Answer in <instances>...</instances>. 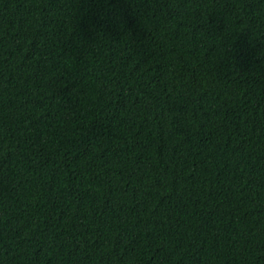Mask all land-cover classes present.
<instances>
[{
  "label": "trees",
  "instance_id": "16d2710c",
  "mask_svg": "<svg viewBox=\"0 0 264 264\" xmlns=\"http://www.w3.org/2000/svg\"><path fill=\"white\" fill-rule=\"evenodd\" d=\"M0 264H264V0H0Z\"/></svg>",
  "mask_w": 264,
  "mask_h": 264
}]
</instances>
